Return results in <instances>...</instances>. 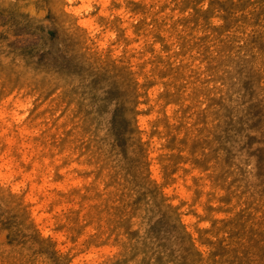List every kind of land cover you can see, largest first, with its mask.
<instances>
[{
  "label": "rangeland",
  "instance_id": "obj_1",
  "mask_svg": "<svg viewBox=\"0 0 264 264\" xmlns=\"http://www.w3.org/2000/svg\"><path fill=\"white\" fill-rule=\"evenodd\" d=\"M77 7L0 0V264H264V0Z\"/></svg>",
  "mask_w": 264,
  "mask_h": 264
},
{
  "label": "bare ground",
  "instance_id": "obj_2",
  "mask_svg": "<svg viewBox=\"0 0 264 264\" xmlns=\"http://www.w3.org/2000/svg\"><path fill=\"white\" fill-rule=\"evenodd\" d=\"M79 1L82 2L83 7H77V8H76V14L78 13L79 10H80V11H83V12L86 13L87 10H88V3H89V0H79ZM70 3H71L72 5H73V4H76V0H70ZM92 23H93V19L87 21V22L85 23V25L90 26V25H92Z\"/></svg>",
  "mask_w": 264,
  "mask_h": 264
}]
</instances>
